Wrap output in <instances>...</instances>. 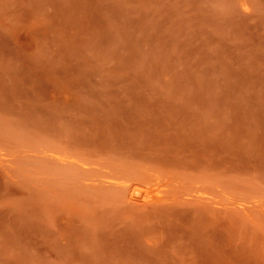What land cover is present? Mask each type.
Segmentation results:
<instances>
[{
  "label": "rangeland",
  "instance_id": "obj_1",
  "mask_svg": "<svg viewBox=\"0 0 264 264\" xmlns=\"http://www.w3.org/2000/svg\"><path fill=\"white\" fill-rule=\"evenodd\" d=\"M0 264H264V0H0Z\"/></svg>",
  "mask_w": 264,
  "mask_h": 264
}]
</instances>
